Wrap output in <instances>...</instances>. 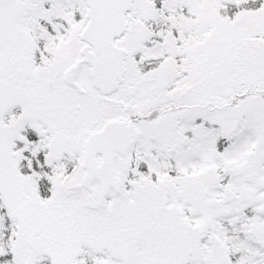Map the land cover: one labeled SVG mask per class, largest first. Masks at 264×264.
<instances>
[{"label":"snow or ice","instance_id":"snow-or-ice-1","mask_svg":"<svg viewBox=\"0 0 264 264\" xmlns=\"http://www.w3.org/2000/svg\"><path fill=\"white\" fill-rule=\"evenodd\" d=\"M0 264H264V0H0Z\"/></svg>","mask_w":264,"mask_h":264}]
</instances>
